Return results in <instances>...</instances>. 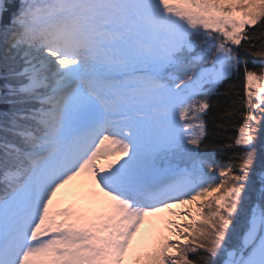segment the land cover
Listing matches in <instances>:
<instances>
[{"label":"snow or ice","instance_id":"snow-or-ice-1","mask_svg":"<svg viewBox=\"0 0 264 264\" xmlns=\"http://www.w3.org/2000/svg\"><path fill=\"white\" fill-rule=\"evenodd\" d=\"M262 130L264 0H0V264H264Z\"/></svg>","mask_w":264,"mask_h":264},{"label":"trees","instance_id":"trees-1","mask_svg":"<svg viewBox=\"0 0 264 264\" xmlns=\"http://www.w3.org/2000/svg\"><path fill=\"white\" fill-rule=\"evenodd\" d=\"M251 57L249 60L251 61ZM249 67H253L251 62ZM243 95V79L241 76H232L221 82L218 90L212 93L209 97L213 108L208 112L204 119L207 125V139L205 144L207 147H202L201 152L210 154L218 163H224L233 158L238 151L236 148H227L225 145L231 143L229 137L237 135V126L240 123V117L237 115L234 119L225 123L223 129L218 125L220 120L221 109L232 104V101ZM242 112L243 109L241 108ZM261 140L264 141V130H262Z\"/></svg>","mask_w":264,"mask_h":264}]
</instances>
